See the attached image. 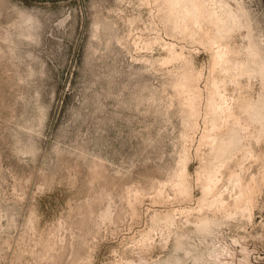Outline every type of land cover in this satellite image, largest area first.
Here are the masks:
<instances>
[{"label": "rangeland", "instance_id": "rangeland-1", "mask_svg": "<svg viewBox=\"0 0 264 264\" xmlns=\"http://www.w3.org/2000/svg\"><path fill=\"white\" fill-rule=\"evenodd\" d=\"M187 3L0 0V264H264V0Z\"/></svg>", "mask_w": 264, "mask_h": 264}, {"label": "bare ground", "instance_id": "bare-ground-1", "mask_svg": "<svg viewBox=\"0 0 264 264\" xmlns=\"http://www.w3.org/2000/svg\"><path fill=\"white\" fill-rule=\"evenodd\" d=\"M193 1L194 0H188V3L185 5V11L188 13V14H190V15H192V16H194V14H195V10L194 9H192V6L194 5L193 4ZM229 12V14H230V17L232 18V20L234 21L235 19H239L238 20V22H241L240 20V13H234L232 10H229L228 11ZM223 49H225V47H223ZM171 50V49H170ZM169 53H171V52H169ZM170 55V54H169ZM180 55H179V53H177V54H173L172 56H168L169 58L167 59V60H175L176 58H178ZM221 99V98H220ZM219 100V99H218ZM223 105H225V97H223ZM221 121H223V119H221ZM225 151H227V149H225ZM217 173H219V171H217ZM233 189H235V187H233Z\"/></svg>", "mask_w": 264, "mask_h": 264}]
</instances>
